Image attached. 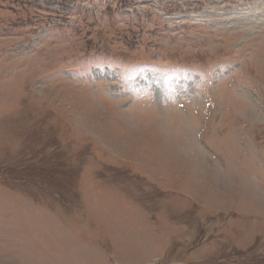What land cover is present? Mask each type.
<instances>
[{"label":"rangeland","instance_id":"374dc122","mask_svg":"<svg viewBox=\"0 0 264 264\" xmlns=\"http://www.w3.org/2000/svg\"><path fill=\"white\" fill-rule=\"evenodd\" d=\"M0 264H264V0H0Z\"/></svg>","mask_w":264,"mask_h":264}]
</instances>
